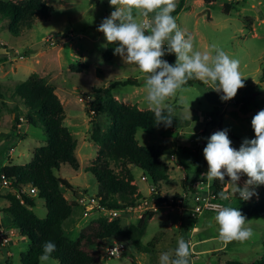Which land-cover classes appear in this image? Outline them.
Returning <instances> with one entry per match:
<instances>
[{
  "label": "rangeland",
  "instance_id": "rangeland-1",
  "mask_svg": "<svg viewBox=\"0 0 264 264\" xmlns=\"http://www.w3.org/2000/svg\"><path fill=\"white\" fill-rule=\"evenodd\" d=\"M3 1L19 3L23 0ZM45 1L54 9L51 18L37 22L33 28L23 31L20 37L13 36L9 32L8 20L0 17V83L4 94L0 99V171L11 164L30 163L33 150L47 144L44 127L39 123L37 126L28 123V109L19 98L12 99L16 86L32 74H37L55 87L67 115L65 125L78 143L76 154L80 169L76 171L64 164L60 170V175L73 186V190L63 188L64 196L78 204L72 217L65 222L68 237L78 239L80 232L99 218L119 220L120 226L128 230L147 217V229L142 236L145 249L132 246L121 237H114L108 243L125 242L129 251L122 259L103 261L104 264H160V253L170 251L174 255L179 238L190 242L191 264H227L230 260L252 263L261 260L264 256L262 216L248 218V226L253 229L250 239L226 242L219 237V225L215 221L217 212L204 210L195 203L194 197L204 198L210 192L217 198L214 189L212 192L207 190V185L213 183V180L207 179L209 165L203 151L208 137L227 129L232 146L237 149L245 138H255L251 121L264 109V82H261L264 74V0H216L211 4L204 0H186L185 5L189 9L176 17L179 27L193 36L197 50L211 51L210 46L216 44L230 57L239 60L245 86L229 101L221 100L222 93L214 90L216 84L212 82L206 87L185 85L186 90L169 98L172 113L182 127L168 132L161 129L139 130L137 139L140 145L156 146L164 153L162 161L169 163L170 178L155 185L158 190L155 192L150 179L143 181L145 174L132 167L134 184L147 204L141 202L138 208H126L117 218L89 205L90 199L99 192L96 178L87 170L98 155V145L90 140V101L94 88L107 87L117 80L133 77L140 80V86H118L113 91L115 99L127 105H138L144 111L151 110L145 100L146 74L135 64L124 63L117 54L110 62L104 60L109 47L118 43L108 42L105 34L98 30L102 21L115 10L109 0ZM179 2L177 0V5ZM226 4L231 5L228 14L224 11ZM133 13L138 20L147 19L139 16L135 9ZM170 56L176 57L173 53L164 59L169 61ZM14 106L19 107L16 113ZM235 106H239L244 114L252 113L242 117L229 110V107ZM16 117L21 124H16ZM219 119H223L222 127L213 128L205 135L206 125ZM14 125L17 130L13 129ZM178 166L183 169H177ZM111 167L117 174L120 173L119 164L112 162ZM197 172H200L197 180L205 173L203 188L194 187L191 182ZM247 179L246 174L242 176L238 182L241 187ZM257 191L258 198L254 196L249 201L240 200L239 194L229 200H221L224 205L240 208L243 213L252 210L259 202V187ZM230 192L231 183L228 181L222 193ZM9 193L16 194L13 186L0 185V222L9 235L10 231H15L14 236H9L10 243L6 247L0 244V264H22L21 253L27 252L30 241L21 236L19 228L13 227V224L8 226L10 216L4 209L8 202L5 196ZM154 194L167 201L159 202ZM81 199H87V202L79 203ZM178 199H182L183 203H178ZM34 211L40 218H45L48 212L45 201L37 199ZM149 214L153 217H148ZM104 249L99 247L102 256Z\"/></svg>",
  "mask_w": 264,
  "mask_h": 264
},
{
  "label": "trees",
  "instance_id": "trees-1",
  "mask_svg": "<svg viewBox=\"0 0 264 264\" xmlns=\"http://www.w3.org/2000/svg\"><path fill=\"white\" fill-rule=\"evenodd\" d=\"M204 1L211 4L216 0ZM185 3L186 0H180L172 15L177 17L182 11H187L189 8ZM230 8V4L225 5V14H228ZM53 12L54 9L45 0H23L19 3L0 0V17L8 20L9 32L15 37H20L23 31L33 28L37 22L49 20ZM115 47L116 43L109 47L104 55L105 61L110 62L113 59ZM169 61L174 64L176 57L170 56ZM261 82H264V74ZM140 84L138 78L129 77L117 80L107 87L93 89L89 109L92 125L90 140L98 145V155L95 163L87 170L94 175L99 184V192L96 195L99 205L107 210L135 208L145 199L138 186L134 184L135 173L132 167L140 169L157 186L170 178V168L162 161L164 153L156 146L140 145L137 134L139 130L173 131L182 127L179 119L171 113L170 118L173 121L170 126L164 122L159 123L153 110L144 111L138 105L124 104L116 100L113 94L118 86ZM186 85L207 86L195 78L190 79ZM3 97L0 83V99ZM16 97L28 109V123L34 126L41 124L47 137L46 146L33 150L30 163L11 164L0 171V185H4L3 181L7 180L16 191V194L9 193L5 196L9 206L4 212L12 218L13 227L19 228L21 236L30 241L27 252L21 253V263L40 264L39 257L43 252V244L49 240L57 245L52 256L60 264H104L99 247L106 248L112 245L114 242L108 243V240L114 237H121L128 240L132 246L145 249L142 245V236L147 229V217H143L138 225L130 226L128 230L120 226L119 220L99 218L83 229L78 239L73 240L67 236L65 222L72 217L78 204L70 202L64 196L63 188L73 190V186L60 175V170L64 164L70 165L76 171L80 169L76 154L78 143L65 125L67 115L55 87L45 79L32 74L16 86L12 99ZM18 111L19 107L14 106V112ZM163 115L169 118L168 113L165 112ZM15 122L21 124L19 117L15 118ZM222 124L223 119L207 124L205 135L213 128H221ZM13 129L18 128L14 125ZM186 151L188 152L187 149ZM112 162L120 165L119 174L111 167ZM199 175L200 172H197L196 178L191 181L192 184L197 182ZM228 181L227 176L225 181L213 180L212 190L214 189L220 201L221 193L227 187ZM32 186L37 188V196H29L24 191ZM259 189L261 193L259 202L252 210L243 212L247 218L254 215L264 218V185H260ZM154 197L159 202L167 201L159 194H154ZM37 199L46 202L48 213L45 218H40L34 211ZM148 217H153V214H149ZM227 264H264V256L252 263L230 260Z\"/></svg>",
  "mask_w": 264,
  "mask_h": 264
},
{
  "label": "clouds",
  "instance_id": "clouds-1",
  "mask_svg": "<svg viewBox=\"0 0 264 264\" xmlns=\"http://www.w3.org/2000/svg\"><path fill=\"white\" fill-rule=\"evenodd\" d=\"M115 6L109 17L99 25L108 42H118L114 54L124 63L135 64L145 73L144 84L147 89L145 100L160 122L170 126L173 108L169 98L185 89L190 79H199L205 84H216L214 90L222 93L221 100L229 101L238 90L245 86L240 71V61L230 57L216 44L211 51L197 50L193 36L179 27L177 18L172 15L177 0H109ZM139 16L147 19L138 20ZM153 14L149 17V14ZM175 54V63H169L164 57ZM191 111V109H190ZM168 113L165 118L163 113ZM192 119V112H191ZM255 138H245L239 149L232 146L227 129L219 130L207 138L204 156L208 162L207 179L225 181L230 177L231 192L221 193V198L229 200L239 194V199L249 201L258 198L257 188L264 185V109L252 118ZM248 179L241 187L238 183L242 176ZM218 209L215 221L219 225V237L230 242L246 241L253 236L248 226L249 219L240 208L228 205H214ZM57 245L49 240L43 244L39 257L40 264H59L52 256ZM190 242L178 239L174 255L164 251L159 255L160 264H191Z\"/></svg>",
  "mask_w": 264,
  "mask_h": 264
},
{
  "label": "built area",
  "instance_id": "built-area-1",
  "mask_svg": "<svg viewBox=\"0 0 264 264\" xmlns=\"http://www.w3.org/2000/svg\"><path fill=\"white\" fill-rule=\"evenodd\" d=\"M204 178H205V173L201 174L200 179L197 180V182L193 184L194 187L203 188V185L205 184ZM142 180L147 182L148 177L146 175H143ZM3 184H4V186L11 185V182L4 180ZM152 189H153V191L158 192L156 190L155 184H153V183H152ZM208 189L212 192V183L211 182H210V184L207 185V190ZM24 191L29 196H35L38 194V190L34 186L28 187ZM79 201H80V203L85 204L87 202V199H81ZM194 201L198 205H201L204 210L213 211V212L218 211V209H216L214 207V205H224V203L222 201H220L219 199L212 196V194L210 192H209V195L204 197V198H201L200 196H195ZM141 202L143 205L147 204V201L144 202V200H142ZM141 202L135 208H138L140 206ZM178 203H180V204L183 203V200L178 199ZM89 205L92 207L93 206L97 207L98 209L102 210L106 214H111L115 218L119 217L120 213L125 210V209L124 210H117V209L107 210L105 208H102V207H100L99 199H97L96 196H93L90 199ZM130 208H133V207H130ZM14 235H15V233L13 230L10 231V235H9L8 231L5 228L1 227V224H0V244L2 247H6L10 243V237L9 236H14ZM128 251H129V246L125 242L115 241L112 245H109L105 248L103 256H102V261H109L112 259H122L123 257H125V255L128 253Z\"/></svg>",
  "mask_w": 264,
  "mask_h": 264
},
{
  "label": "water",
  "instance_id": "water-1",
  "mask_svg": "<svg viewBox=\"0 0 264 264\" xmlns=\"http://www.w3.org/2000/svg\"><path fill=\"white\" fill-rule=\"evenodd\" d=\"M229 110H232L233 112L239 113L242 117H245V118L248 117L252 113V112H250L248 114L242 113L239 106L229 107Z\"/></svg>",
  "mask_w": 264,
  "mask_h": 264
},
{
  "label": "crops",
  "instance_id": "crops-1",
  "mask_svg": "<svg viewBox=\"0 0 264 264\" xmlns=\"http://www.w3.org/2000/svg\"><path fill=\"white\" fill-rule=\"evenodd\" d=\"M145 18H146V17H145ZM183 108H184V106H183ZM173 131H174V130H173ZM166 164L169 165V163H167V162H166ZM173 166H174V165H173ZM177 169L182 170L183 167H182V166H178ZM45 203H46V202H45ZM8 206H9V202H7V205H6L5 208H7ZM35 208H37V203H36V207H35ZM47 213H48V212H47ZM46 216H47V215H46ZM8 218H9V221H10V222L8 223V224H9L8 226L11 227V225H12V218H11V217H8ZM1 223H2V222H1ZM1 227H3V223L1 224ZM3 228H4V227H3ZM6 230H7V229H6ZM13 231H14V230H13ZM14 233H15V231H14Z\"/></svg>",
  "mask_w": 264,
  "mask_h": 264
}]
</instances>
